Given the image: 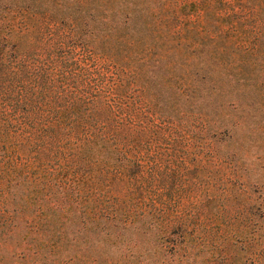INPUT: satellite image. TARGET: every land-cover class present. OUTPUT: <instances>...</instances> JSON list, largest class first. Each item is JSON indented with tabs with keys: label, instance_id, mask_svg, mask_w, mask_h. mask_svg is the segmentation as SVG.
<instances>
[{
	"label": "trees",
	"instance_id": "trees-1",
	"mask_svg": "<svg viewBox=\"0 0 264 264\" xmlns=\"http://www.w3.org/2000/svg\"><path fill=\"white\" fill-rule=\"evenodd\" d=\"M171 5L148 8L140 28L127 17L125 29L75 22L68 68L32 38L37 23L64 35L74 23L27 8L0 13V264H9L5 253L31 264H100L91 254L100 242L144 225L158 229L179 263L200 256V264H250L240 254L236 217L201 231L187 222L175 189L157 185L166 166L198 165L186 154V110L163 104L202 102L201 85L211 81L205 59L239 76L250 66L241 58L251 51L242 32L231 43L230 28L171 24ZM229 47L239 50L235 57ZM178 137L176 164L167 154L176 148L158 153V144ZM223 165L237 181L234 165Z\"/></svg>",
	"mask_w": 264,
	"mask_h": 264
},
{
	"label": "rangeland",
	"instance_id": "rangeland-1",
	"mask_svg": "<svg viewBox=\"0 0 264 264\" xmlns=\"http://www.w3.org/2000/svg\"><path fill=\"white\" fill-rule=\"evenodd\" d=\"M162 1L0 0V13H6V9L27 8L39 17L47 14L52 15V20L57 19L54 21L74 23L73 31H65V35L54 25L39 29L37 23L32 38L37 45L50 48L68 68L72 67L71 51L75 52V22L78 28L87 24L89 30L94 26L125 29L122 23L127 17L128 23L140 28L146 10ZM171 7L174 9L171 24L208 26L214 30L230 28L233 29L231 43L237 30L242 32V39L248 42L251 51L241 58L250 66L239 76L233 74L236 70L228 72L211 59H205V73L211 81L201 85L202 102L192 109L181 103L177 107L170 101L163 104L170 111L186 110L182 119L192 131L186 154L198 165L189 164L184 171L166 166L160 172L157 185L168 184L175 189L174 201H183L182 211L187 222H193L201 231L218 229L223 216L236 217L234 224L238 228L241 256L247 255L250 264H264V0H172ZM177 11L186 15L185 18H179ZM102 16H106V22ZM141 33L138 31L135 35ZM81 39L88 40V37ZM26 46L30 43L26 42ZM237 51L236 47H229L233 57ZM183 146L180 137L161 140L158 153L176 148V153H166L175 154L173 161L177 164L183 155ZM209 147H213L217 158L209 156ZM214 160L219 166L213 165ZM228 163L234 165L237 181L227 175L223 164ZM153 199L157 200L155 196ZM225 201H229L228 205H223ZM157 230L146 225L127 229L122 231L121 240L116 243L104 240L91 254L100 257V264H200V256L189 258L188 263H179ZM5 255L3 262L31 264L14 255ZM85 263L75 260V264Z\"/></svg>",
	"mask_w": 264,
	"mask_h": 264
}]
</instances>
